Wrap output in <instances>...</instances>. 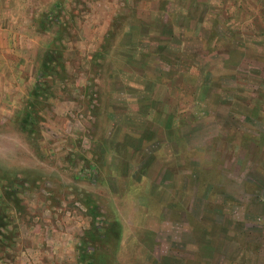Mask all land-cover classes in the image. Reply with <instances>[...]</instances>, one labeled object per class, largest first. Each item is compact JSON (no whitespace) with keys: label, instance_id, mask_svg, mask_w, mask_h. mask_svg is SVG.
Returning a JSON list of instances; mask_svg holds the SVG:
<instances>
[{"label":"rangeland","instance_id":"rangeland-1","mask_svg":"<svg viewBox=\"0 0 264 264\" xmlns=\"http://www.w3.org/2000/svg\"><path fill=\"white\" fill-rule=\"evenodd\" d=\"M105 5L99 107L63 152L0 129V264H264V0Z\"/></svg>","mask_w":264,"mask_h":264},{"label":"crops","instance_id":"crops-1","mask_svg":"<svg viewBox=\"0 0 264 264\" xmlns=\"http://www.w3.org/2000/svg\"><path fill=\"white\" fill-rule=\"evenodd\" d=\"M68 1L0 0V120L6 124L0 129L22 131L32 124L45 135L42 142L48 143L50 154L56 155L63 152V140H70V131L78 126L69 120L70 114L75 112L82 119L97 111L94 106L99 105L91 103L96 88H100L99 72L104 61L112 59L104 47L107 34L113 32L114 18L105 5L111 0H94L98 4L93 2L91 11L63 9L59 16L57 10L66 7ZM62 14L70 22L61 26L75 35L69 46H76V51L71 48L69 55L57 36ZM101 33L104 35L98 43ZM58 53L72 61L70 65L64 60L57 62ZM71 66L81 76L76 88L70 85L74 79L65 77L73 74ZM90 73L94 77H83ZM60 74L62 77H58ZM76 98L82 103L76 105ZM5 190L9 187H1L0 195ZM31 236L37 240L35 234Z\"/></svg>","mask_w":264,"mask_h":264},{"label":"trees","instance_id":"trees-1","mask_svg":"<svg viewBox=\"0 0 264 264\" xmlns=\"http://www.w3.org/2000/svg\"><path fill=\"white\" fill-rule=\"evenodd\" d=\"M0 227H1V225H0Z\"/></svg>","mask_w":264,"mask_h":264}]
</instances>
